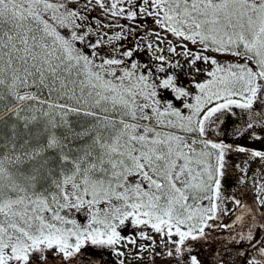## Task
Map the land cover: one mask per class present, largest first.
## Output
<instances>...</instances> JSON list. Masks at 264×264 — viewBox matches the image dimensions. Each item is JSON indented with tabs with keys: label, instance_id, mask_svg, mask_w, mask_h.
Segmentation results:
<instances>
[{
	"label": "snow or ice",
	"instance_id": "snow-or-ice-1",
	"mask_svg": "<svg viewBox=\"0 0 264 264\" xmlns=\"http://www.w3.org/2000/svg\"><path fill=\"white\" fill-rule=\"evenodd\" d=\"M0 264H264V0H0Z\"/></svg>",
	"mask_w": 264,
	"mask_h": 264
}]
</instances>
